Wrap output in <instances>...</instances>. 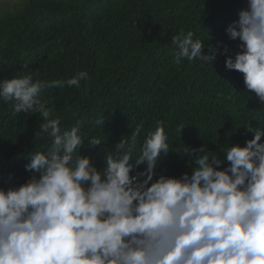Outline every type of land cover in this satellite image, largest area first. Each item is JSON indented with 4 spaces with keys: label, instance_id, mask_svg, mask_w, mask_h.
<instances>
[{
    "label": "clouds",
    "instance_id": "clouds-1",
    "mask_svg": "<svg viewBox=\"0 0 264 264\" xmlns=\"http://www.w3.org/2000/svg\"><path fill=\"white\" fill-rule=\"evenodd\" d=\"M237 15L225 28L235 53L222 42L205 51L187 31L172 38L174 61L212 66L224 56L225 69L242 74L245 93L264 105V0H246ZM88 78L0 80V101L15 114L41 115L34 136L50 141L26 157L24 183L0 187V264H264V122L243 146L187 147L191 174L179 177L157 172L170 151L162 123L142 143L137 125L98 169L80 154V122L64 129L41 100L47 89L79 88Z\"/></svg>",
    "mask_w": 264,
    "mask_h": 264
},
{
    "label": "trees",
    "instance_id": "trees-1",
    "mask_svg": "<svg viewBox=\"0 0 264 264\" xmlns=\"http://www.w3.org/2000/svg\"><path fill=\"white\" fill-rule=\"evenodd\" d=\"M246 0H22L0 11V80L28 74L33 80H67L86 71L80 87L50 88L41 95L61 126L80 122L82 156L103 168L104 156L141 125L140 143L161 122L170 151L158 174H191L188 148L244 145L264 122V105L245 93L242 74L224 67L183 60L177 65L172 38L192 31L194 39L226 44L225 34ZM24 65H27L25 68ZM103 118V125L96 121ZM41 115L15 114L0 101V187L24 183L26 157L50 141L34 136ZM100 138L93 148L88 141ZM139 154L134 153L133 160ZM141 165L137 171H142ZM11 177V179H9ZM155 179V177H154Z\"/></svg>",
    "mask_w": 264,
    "mask_h": 264
},
{
    "label": "rangeland",
    "instance_id": "rangeland-1",
    "mask_svg": "<svg viewBox=\"0 0 264 264\" xmlns=\"http://www.w3.org/2000/svg\"><path fill=\"white\" fill-rule=\"evenodd\" d=\"M22 0H0V11L12 10L21 3Z\"/></svg>",
    "mask_w": 264,
    "mask_h": 264
}]
</instances>
